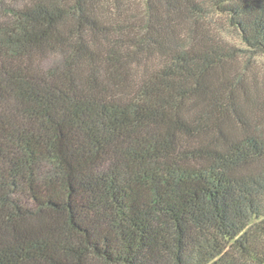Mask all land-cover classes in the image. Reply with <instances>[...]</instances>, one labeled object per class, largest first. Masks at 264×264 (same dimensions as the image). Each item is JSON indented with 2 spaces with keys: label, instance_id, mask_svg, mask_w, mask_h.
Segmentation results:
<instances>
[{
  "label": "trees",
  "instance_id": "16d2710c",
  "mask_svg": "<svg viewBox=\"0 0 264 264\" xmlns=\"http://www.w3.org/2000/svg\"><path fill=\"white\" fill-rule=\"evenodd\" d=\"M221 15L264 55V0H0V264H264V83Z\"/></svg>",
  "mask_w": 264,
  "mask_h": 264
},
{
  "label": "rangeland",
  "instance_id": "374dc122",
  "mask_svg": "<svg viewBox=\"0 0 264 264\" xmlns=\"http://www.w3.org/2000/svg\"><path fill=\"white\" fill-rule=\"evenodd\" d=\"M216 25L221 28V38L227 42L230 46L236 47L238 51H244L240 54L238 61L235 64L239 65V68L245 69L247 67V74L252 76L257 75L260 82L264 83V55H252L248 48L242 43L237 32L229 26L228 18L221 15L217 16ZM219 26H215L216 30ZM249 76V77H250Z\"/></svg>",
  "mask_w": 264,
  "mask_h": 264
}]
</instances>
